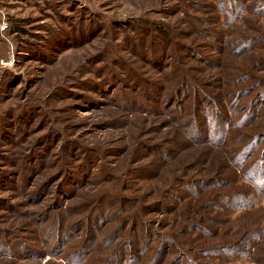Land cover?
<instances>
[{
	"label": "rangeland",
	"instance_id": "rangeland-1",
	"mask_svg": "<svg viewBox=\"0 0 264 264\" xmlns=\"http://www.w3.org/2000/svg\"><path fill=\"white\" fill-rule=\"evenodd\" d=\"M237 263L264 264V0H0V264Z\"/></svg>",
	"mask_w": 264,
	"mask_h": 264
},
{
	"label": "trees",
	"instance_id": "trees-1",
	"mask_svg": "<svg viewBox=\"0 0 264 264\" xmlns=\"http://www.w3.org/2000/svg\"><path fill=\"white\" fill-rule=\"evenodd\" d=\"M234 241L232 242H228V243H234ZM218 250H215V251H218L216 257H218L217 259H219L218 261H227L229 263H232V261H234V259H239V257L242 256V254H237L239 253V251L235 250L234 247H228V245H218ZM241 259H244V258H241ZM238 264V263H237Z\"/></svg>",
	"mask_w": 264,
	"mask_h": 264
}]
</instances>
